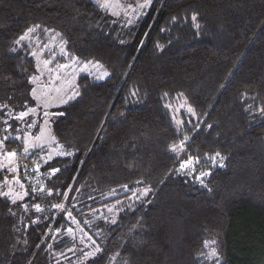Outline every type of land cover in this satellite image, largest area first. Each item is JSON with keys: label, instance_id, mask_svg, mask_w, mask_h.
Masks as SVG:
<instances>
[{"label": "trees", "instance_id": "16d2710c", "mask_svg": "<svg viewBox=\"0 0 264 264\" xmlns=\"http://www.w3.org/2000/svg\"><path fill=\"white\" fill-rule=\"evenodd\" d=\"M139 11L128 22L95 0H0L5 149L22 147L34 120L13 118L34 106V50L49 61L53 40L63 51L51 67L92 61L107 73L79 76V95L52 108L63 153L37 165L42 198L25 182L16 203L0 196V264H264V0H151ZM181 101L192 112L176 125ZM190 156L201 161L191 174L180 171ZM114 201L123 207L108 210Z\"/></svg>", "mask_w": 264, "mask_h": 264}, {"label": "rangeland", "instance_id": "374dc122", "mask_svg": "<svg viewBox=\"0 0 264 264\" xmlns=\"http://www.w3.org/2000/svg\"><path fill=\"white\" fill-rule=\"evenodd\" d=\"M136 3L133 1L129 2L128 0H112L107 10L115 14H124L128 22H133L140 14L139 8L142 9L140 4ZM57 45V43L51 40L49 44L44 47V51L52 50L53 46L57 49V52L50 55V57H52L49 59L50 62L54 60L55 55H61L62 49L60 50L59 45ZM33 52L36 53V56H34L36 61V73L33 77H39L36 83L31 82V97L34 100V106L32 108L36 109L35 114H32L34 120L30 124L31 126H22L24 130H27V134L23 137L22 147L15 146L9 150L4 147L0 149V196L7 197L10 201H12L17 194L24 196L27 193L24 182L29 187L30 180L26 179L24 176L25 167L33 174L35 171L40 174V172L36 170L38 164H43L63 153L62 147L55 141L52 132V108L64 104L63 101L65 100H67V102L72 100L69 99V97L76 96V83L79 76L93 75L97 78L102 77L99 79H103L106 76V71L96 62L74 60L64 64V67L59 66L53 68L50 66V63L47 65L44 64V61L48 60L42 57V50H34ZM37 69H39V71ZM33 89L36 90V95L40 97L39 100L33 98ZM171 108L174 122L176 125H181L179 114L181 111L189 113L188 106L181 101L175 103ZM45 112L49 115L45 116ZM38 116H40L39 129L37 134L32 135L30 132L34 129ZM11 136L13 137L14 135L11 134ZM25 148H27V152ZM8 152H15L16 156L9 160L6 158V153ZM28 159L33 160L30 166ZM6 192H11L13 195H2V193ZM108 196L111 195L108 194ZM106 207L108 210H112L114 207L119 209L123 207V205L122 201H114L112 203L110 202Z\"/></svg>", "mask_w": 264, "mask_h": 264}, {"label": "snow or ice", "instance_id": "6c2138e0", "mask_svg": "<svg viewBox=\"0 0 264 264\" xmlns=\"http://www.w3.org/2000/svg\"><path fill=\"white\" fill-rule=\"evenodd\" d=\"M95 2L97 4V6L100 7L101 9H107L109 7V5L112 3V0H95ZM150 3H151V0H145V4L140 5V7H145L147 4H150ZM113 14H115V13H113ZM191 19H192L193 22H195L196 19H197L196 15H193L191 17ZM195 27L198 28L199 27V24H195ZM36 28H40V25H35L32 28H28L27 31L23 35H21L19 37L18 40L14 41V43L15 44H20L22 41L27 40L29 38V34L34 33L35 30H36ZM11 50L13 52L16 51L15 48H13ZM62 51H63V49H62ZM32 55L33 56H36V53L33 52ZM48 63H50V61H44V64L45 65H47ZM61 67H64V66L61 65ZM37 70L39 71V69H37ZM105 75H107V73H105ZM98 78H102V77H98ZM38 79H39V77L34 76V77H32V80L30 82L36 83L38 81ZM135 94H136L135 92L132 93V95H135ZM75 95H79V93H76ZM165 95H167V94H165ZM33 98L34 99H37V100L40 99V97L36 95V90L35 89H33ZM73 98L74 97H69V99H73ZM63 102L64 103H67V100H65ZM7 107H8V105H3V108H0V112H3V109L4 108H7ZM166 107H167V105H166ZM188 111L189 112H192V109L189 108ZM260 111L261 112H264V108H261ZM35 112H36V109L35 108H30L27 111L20 112L18 115H16L13 118L15 120H17V121H24L30 114H35ZM6 115H8V114H6ZM44 115L47 116L49 114L47 112H45ZM59 115H63V113H59ZM3 123L6 126L5 129H4V131L7 132V130H8V120L7 119H4ZM8 139H9V137L7 135H5L3 137V139H0V149H2L4 147V142L7 141ZM14 139H20V137H14ZM185 139H187V137ZM183 143L184 142L182 141L180 145H173L171 147V151H173V152L183 151L184 150L183 149ZM25 151L27 152V148H25ZM69 155H70V153H69ZM15 156H16V153L15 152H8V153H6V158H8L9 160H11V158H13ZM216 156L218 157L219 156V153H216ZM208 159L215 161V157H208ZM200 163H201V161H200V158L199 157H192V156H190L188 159L184 160L180 164V171H187L189 174H191L194 171H196L195 166L198 165V164H200ZM221 166H223V165H221ZM54 171H59V170L58 169H55ZM208 175H210L209 172H202L201 175H200V177H197V179H199L200 182H201V184L203 185V179L202 178L204 176H208ZM40 190L43 191L42 188ZM145 194H146V192H145ZM2 195H4V196H10V195H13V194L11 192H6V193H2ZM47 195H52V192L51 191H48ZM22 198H23L22 196H20V195L17 194V195L14 196L12 202L13 203H16V201L18 199H22ZM54 207L60 208L61 210H63V205L57 204V205H54ZM25 208L27 209V205H25ZM35 210L37 212L42 211V209L40 208L39 205H35ZM69 215H71V213H69ZM68 231L71 232L72 230L71 229H68ZM89 239H91V238H89ZM93 243H95V242H93ZM213 243H215V242L213 241ZM204 246H205V248H207L209 246L208 242H205V245ZM69 251H72V249H69ZM100 251H101V249L97 246L96 249H95V252H93V253H85L84 254V257H85V259H90V258L91 259H94L95 258V253H98ZM208 256H210L213 259H216L217 261L219 260V254H218V252L215 249H213L208 254ZM206 258H208V257H206Z\"/></svg>", "mask_w": 264, "mask_h": 264}, {"label": "built area", "instance_id": "2783aa9c", "mask_svg": "<svg viewBox=\"0 0 264 264\" xmlns=\"http://www.w3.org/2000/svg\"><path fill=\"white\" fill-rule=\"evenodd\" d=\"M27 170L28 169H26L25 167L24 176L26 179L30 180V189L32 190V192H34L35 195H38L40 198H42V191L40 189L42 188L44 177L37 172H35L34 175L30 170H28V172Z\"/></svg>", "mask_w": 264, "mask_h": 264}]
</instances>
